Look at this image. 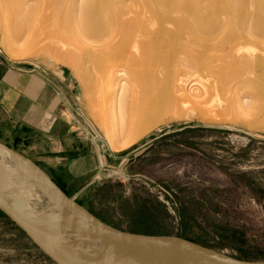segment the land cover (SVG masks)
Listing matches in <instances>:
<instances>
[{
  "label": "rangeland",
  "instance_id": "1",
  "mask_svg": "<svg viewBox=\"0 0 264 264\" xmlns=\"http://www.w3.org/2000/svg\"><path fill=\"white\" fill-rule=\"evenodd\" d=\"M17 7L0 2V55L16 66L71 78L76 110L104 139L98 180L76 201L122 231L174 236L235 259L264 261V109L259 101L242 113L221 93L201 98L183 93L191 99L170 94L151 117V127L130 146L118 142L112 149L107 142L112 105L93 66L55 43L49 22L33 21L27 29ZM118 116L117 140L133 139L139 119L127 109ZM103 154L116 160L107 157L106 163ZM0 264L55 263L0 217Z\"/></svg>",
  "mask_w": 264,
  "mask_h": 264
},
{
  "label": "bare ground",
  "instance_id": "2",
  "mask_svg": "<svg viewBox=\"0 0 264 264\" xmlns=\"http://www.w3.org/2000/svg\"><path fill=\"white\" fill-rule=\"evenodd\" d=\"M0 2L15 3L27 29L33 21L49 22L55 43L93 66L112 105V149L118 142L130 146L151 127L170 94L188 99L221 93L238 112L249 111L254 99L264 109V0ZM125 109L139 119L130 130L134 138L126 141L117 140L118 115Z\"/></svg>",
  "mask_w": 264,
  "mask_h": 264
},
{
  "label": "water",
  "instance_id": "3",
  "mask_svg": "<svg viewBox=\"0 0 264 264\" xmlns=\"http://www.w3.org/2000/svg\"><path fill=\"white\" fill-rule=\"evenodd\" d=\"M0 212L55 264H264L174 236L119 230L0 143Z\"/></svg>",
  "mask_w": 264,
  "mask_h": 264
},
{
  "label": "crops",
  "instance_id": "4",
  "mask_svg": "<svg viewBox=\"0 0 264 264\" xmlns=\"http://www.w3.org/2000/svg\"><path fill=\"white\" fill-rule=\"evenodd\" d=\"M77 104L71 78L16 66L0 55V143L32 160L75 200L90 194L103 166L101 152L76 132Z\"/></svg>",
  "mask_w": 264,
  "mask_h": 264
},
{
  "label": "built area",
  "instance_id": "5",
  "mask_svg": "<svg viewBox=\"0 0 264 264\" xmlns=\"http://www.w3.org/2000/svg\"><path fill=\"white\" fill-rule=\"evenodd\" d=\"M73 124L81 139L90 142L92 145L96 146L98 150L101 149L100 147L104 143L101 133L80 110H76Z\"/></svg>",
  "mask_w": 264,
  "mask_h": 264
},
{
  "label": "trees",
  "instance_id": "6",
  "mask_svg": "<svg viewBox=\"0 0 264 264\" xmlns=\"http://www.w3.org/2000/svg\"><path fill=\"white\" fill-rule=\"evenodd\" d=\"M0 217H1V218H6L5 215L2 214L1 212H0Z\"/></svg>",
  "mask_w": 264,
  "mask_h": 264
}]
</instances>
